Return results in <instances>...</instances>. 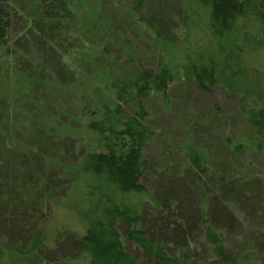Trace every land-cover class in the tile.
Here are the masks:
<instances>
[{
  "label": "trees",
  "instance_id": "obj_1",
  "mask_svg": "<svg viewBox=\"0 0 264 264\" xmlns=\"http://www.w3.org/2000/svg\"><path fill=\"white\" fill-rule=\"evenodd\" d=\"M101 1L0 0V64L7 61L6 67L16 65L14 68L27 82L26 90L12 92L9 97L2 96L7 106L17 99L27 103L31 95L29 90L39 91L41 87L46 88L50 81L55 84L64 81L68 84L65 85L68 89L65 92L68 93L69 81L73 87L81 75L80 70L76 69L79 58L81 61L87 60L90 70L86 74L87 79L106 93L105 102L96 107L88 109L85 104L82 105L80 112L83 114L81 119L85 130L93 134L99 149L89 150L71 171L74 178L68 187L76 190L78 203L82 205L79 214L85 222L86 231L78 240L89 263L208 264L197 257L199 250L193 236L199 227L204 230L211 261L238 264L241 260L253 258L252 254L256 256L258 246L264 245L262 238L255 235V241L248 250L231 255L227 250L225 235L214 229L215 220L211 212L207 211V197L222 196L228 189L225 173L217 169L212 171L218 179L212 186L213 192L204 197L202 189L201 202L198 204L201 205L200 213L192 212L191 209L187 216H182L181 210L177 211L176 206L182 202L181 197L170 200L167 199L166 191L159 193L144 186L142 178L149 169L144 153L155 137V130L146 123L148 112L145 97L151 93L164 98L169 84L176 81L191 82L202 92L221 88L227 97L236 96L239 99V109L253 138L251 145L264 156V76L245 61L247 52L254 51L256 46L255 49L252 47L254 43L251 39L248 42L250 33L244 27L247 23L256 26L264 24V0H183L179 14L185 30L183 40L176 42L172 33L168 32L170 24L162 19V15L151 16L152 21H146L145 25L153 31V39L161 49L163 62L154 70L129 65L121 71L113 68V71H105L103 67L106 65L99 63V59L107 58L108 65H111L109 51L113 45L108 20L96 6ZM140 2L137 0L136 13ZM85 3L94 6L85 11L86 16H81L77 10ZM20 16L26 33L22 44L30 51H25L23 55L10 48L12 43L9 38V31ZM138 16L140 19L145 18L141 14ZM75 22L88 27L89 31L85 34L95 38L94 47L72 25ZM22 36L14 38L15 41L23 39ZM106 39H110L107 45L103 43ZM23 60L26 62L24 64L31 67L30 71L26 68L21 70L23 66L20 69ZM39 61L42 64L37 65ZM90 65L97 68L91 71ZM87 94L83 93L82 97L85 98ZM60 106L62 109L57 108L55 113L58 120L62 114L66 115L64 119L74 120L72 115L65 112V103ZM42 125V133L49 137L50 123L43 121ZM30 133L34 140L42 143L35 128L32 127ZM68 135L65 133L60 138L64 139ZM52 136H55L54 133ZM9 139L11 142L16 141L14 137ZM225 144L227 150L237 155L250 147L244 140L233 143L226 140ZM186 163L181 174L191 172L199 183L208 176L210 166L203 150L189 146ZM249 169L251 166L242 173L239 181L249 184L254 182L255 177L264 178L260 170ZM178 170L175 174H180ZM50 188L44 180L43 197L48 196ZM226 202L228 199L225 200L228 205ZM145 205L150 207L151 214L157 220H161L156 230L142 225ZM185 209L186 212L188 207ZM231 213L230 223L234 222V213ZM167 227L177 233L176 240H168L160 235V229ZM124 241H132L144 250L148 259L144 262L136 259L135 262L130 261L131 257L123 249ZM15 255L17 257H12L11 264H75L72 261H29L32 254L27 251L22 252V256ZM3 256L4 249L0 245V258ZM261 257L264 262V256Z\"/></svg>",
  "mask_w": 264,
  "mask_h": 264
},
{
  "label": "rangeland",
  "instance_id": "obj_2",
  "mask_svg": "<svg viewBox=\"0 0 264 264\" xmlns=\"http://www.w3.org/2000/svg\"><path fill=\"white\" fill-rule=\"evenodd\" d=\"M92 6L94 4L85 3L78 7L77 13L86 16L85 11ZM96 6L108 20L109 35L113 38L109 51L111 65H108L107 58L99 59L102 66L106 65L103 67L105 71H121L129 65L154 70L163 62L161 49L153 39V31L145 25L146 21H152L151 16L162 15V19L170 24L168 32L172 33L176 42L184 38L185 30L179 17L183 0H141L137 13V0H102ZM140 14L145 18L140 19ZM72 25L94 47L95 38L85 34L89 31L88 27L81 22ZM244 27L250 33L248 42L251 39L254 43L252 47L256 46L254 51L247 52L245 61L264 76V24L256 26L247 23ZM23 29L24 22L20 16L9 31L10 48L16 49L19 55L30 52L22 44L26 36ZM21 35L23 39L15 41L14 38ZM108 41L110 39L103 43L107 45ZM81 60L79 58L76 67L81 75L73 87L69 81L68 93L65 92V85L68 84L64 81L59 84L50 81L46 88L29 90L31 95L27 103L17 99L8 103L10 106L4 103L2 96L9 97L12 92L26 90L27 82L14 68L16 65L6 67L7 61L0 64V245L4 249L0 264H11L12 257H17L15 254L20 256L26 251L32 254L28 259L33 262L90 264L78 240L86 231L85 222L79 214L82 205L78 203L76 190L68 187L74 178L71 171L89 150L99 149L93 134L85 130L80 112L82 105L85 104L88 109L96 107L105 102L106 93L87 79L89 66L87 60ZM24 63L23 60L20 69L23 66L21 70L26 68L30 71L31 67ZM40 64L42 61L37 63ZM90 68L92 71L97 67L90 65ZM87 92L89 96L82 97ZM145 101L148 112L146 123L155 130V137L144 153L149 162V169L142 178L144 186L159 193L166 191L170 200L181 197L182 202L176 207L178 212H183L180 213L182 216H187L191 209L200 213L201 191L203 189L204 197L211 195L214 181H218L212 171L217 169L226 174L228 189L222 196L207 197V211L215 220L214 229L225 235L228 253L241 254L248 250L255 241V235L264 241V178L255 177L254 182L249 184L239 181L250 166V171L255 168L264 174V156L251 145L253 138L239 109V99L236 96L227 97L221 88L202 92L191 82L176 81L169 84L164 98L150 93ZM62 103H65V112L74 120L64 119L66 115L63 114L58 120L55 113L57 108L62 109ZM43 121L50 123L49 137L42 133ZM32 127L37 130L42 143L33 139L30 133ZM65 133H69L68 137L61 139ZM12 137L15 142L9 139ZM226 140L231 143L244 140L250 147L237 155L227 150ZM189 146L207 154L210 171L201 183L191 172L181 174V169L187 166ZM176 170L180 174H175ZM44 180L51 187L46 198L42 189ZM226 199L228 205L225 204ZM231 212L234 213L232 223ZM141 222L143 227L156 230L161 220H157L150 207L145 205ZM160 230L162 237L177 239V233L170 227ZM204 234L202 227L194 232L199 250L197 257L205 263L218 264L209 259L210 251ZM258 247L256 256L252 254L253 258L241 260L238 264H264L261 257L264 256V245ZM123 249L131 257L130 261L144 262L148 259L144 250L132 241H124Z\"/></svg>",
  "mask_w": 264,
  "mask_h": 264
}]
</instances>
